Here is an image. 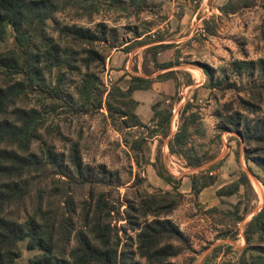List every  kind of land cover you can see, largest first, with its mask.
I'll return each mask as SVG.
<instances>
[{
  "label": "rangeland",
  "instance_id": "1",
  "mask_svg": "<svg viewBox=\"0 0 264 264\" xmlns=\"http://www.w3.org/2000/svg\"><path fill=\"white\" fill-rule=\"evenodd\" d=\"M94 2L91 16L85 8L68 6L57 12L56 18L62 24L76 23L91 29L98 24L106 25L105 39L94 44V49L104 58V65L93 62L88 70L94 73L92 91L80 85V75L71 73L60 85L61 98L44 96L36 89L29 92L30 105L41 110L44 120L40 138L31 149L41 154L40 151L51 147L67 154L76 143L83 164L94 168L96 178L103 175L99 172L101 165L113 177L104 175L105 183L76 184L75 179L49 170L44 178L48 191L52 190V199L62 205L63 191H67L77 213L75 225L79 227L81 208L90 200L93 204L100 195L108 207L114 206L109 220L120 229L126 226L123 218L127 200L138 201V196L146 192H173L178 205L169 218L188 237L190 247L171 260L177 264H243V258L250 259V253H257L247 246L244 230L246 223L264 206V187L255 176L259 169L244 157V143L234 138L235 132L219 130L217 125L224 118L218 116L225 113L224 104H231L235 111L250 117L264 116V104L255 115L240 109L239 98H250L243 87L252 78L231 71L234 60L264 58V0H254L251 6L226 14L218 8L227 0ZM13 36L12 28L7 25L5 38L0 40V52L16 46ZM135 39L143 40L144 44H137ZM127 42L133 46L125 50ZM159 42L168 45L157 52L156 59L159 64L172 63L177 84L168 79L173 82L171 92L159 95L154 102L161 100L162 106L173 105L177 120L174 127L172 122L170 126L175 131L180 123L179 109L190 100L199 114L193 146L199 154L216 155L196 168H186L181 156L168 152V138L158 141L159 137L151 134V120L142 122L144 126H126L132 121L131 114L137 104L132 96L108 94L114 85L125 90L120 81L123 75L113 71L125 65L123 61L120 66L116 62L123 51H131V60L138 58L141 69L143 49ZM62 43L68 44L65 40ZM147 59L148 67L153 69L151 55ZM129 65L130 68V62ZM205 67L210 74L204 73ZM166 70L169 67L156 70L149 77ZM55 75L53 69L50 76H45L47 87L50 82L54 84ZM135 137L142 139L137 150L131 148ZM158 153L179 181L176 190L167 188L151 166ZM241 174H246L248 181L241 182ZM190 175H195L193 180ZM23 216L21 212L20 220ZM119 234L125 237L121 231ZM127 234L134 237L130 228ZM25 244L26 241L20 244L19 264H27V259L37 252L27 250ZM252 245L264 247V234Z\"/></svg>",
  "mask_w": 264,
  "mask_h": 264
},
{
  "label": "trees",
  "instance_id": "2",
  "mask_svg": "<svg viewBox=\"0 0 264 264\" xmlns=\"http://www.w3.org/2000/svg\"><path fill=\"white\" fill-rule=\"evenodd\" d=\"M253 1L227 0L218 9L226 14L249 7ZM93 4L94 0H0V40L5 38L9 25L16 44L0 52V264H19L17 258L23 241L27 250H37L27 259V264H177L171 258L190 247L188 237L169 218L178 205L175 194L170 191L146 192L138 196V201L127 200L123 218L127 227L120 229L109 220L114 206L108 207L106 199L99 195L93 204L90 200L83 205L78 214L80 226L76 227L77 213L71 196L63 191L65 202L62 205L55 202L44 175L50 170L75 179L76 184H86L105 183L104 175L111 178L112 173L101 165L99 172L103 175L96 178L94 168L83 164L76 143L67 154L51 147L40 151L41 154L31 149L40 138L44 120L41 110L30 105L29 92L36 89L44 96L61 98L60 85L71 73L80 75V85L92 91L94 73L88 70L93 62L104 65V58L94 49V44L105 39L106 25L98 24L91 29L76 23L62 24L56 18V13L68 6L85 8L91 16ZM64 40L68 44L64 45ZM134 41L144 44L143 40ZM167 45L159 42L146 46L141 65L145 76L132 75L125 90L112 86L109 96L116 92L131 98L134 90L146 89L153 81L173 79L176 85L173 69L149 77L156 70L171 66L172 63L159 64L156 59L157 52ZM125 46L127 50L133 44ZM148 55L153 69L148 67ZM53 69L56 70L54 84L50 82L47 87L45 76H50ZM231 71L252 78L243 87L250 98H239V101L241 110L255 115L264 104V58L234 60ZM204 73L210 74L208 67ZM162 104L158 100L151 106V134L159 137L158 141L168 138V152L181 156L186 168H196L212 160L216 155L199 154L193 146V132L199 118L194 104L187 100L180 107V123L175 131L170 126L173 105ZM224 111L223 115L218 114L224 118L217 127L237 134L234 138L244 143V157L259 169V174L254 175L264 187V116L250 117L235 111L231 104H224ZM131 117L127 127L144 126L134 113ZM141 142L140 137H135L131 148L140 149ZM151 166L161 180L177 189L179 181L169 172L159 153ZM194 176L190 175L192 180ZM239 180L244 182L248 178L241 174ZM191 187H195L193 181ZM127 228L134 232V237L127 234ZM263 234L264 206L245 225L246 244L257 253H250V259L243 258V264H264V247L252 245Z\"/></svg>",
  "mask_w": 264,
  "mask_h": 264
},
{
  "label": "crops",
  "instance_id": "3",
  "mask_svg": "<svg viewBox=\"0 0 264 264\" xmlns=\"http://www.w3.org/2000/svg\"><path fill=\"white\" fill-rule=\"evenodd\" d=\"M130 42L124 43L128 44ZM124 44L120 45V48L124 46ZM137 51L133 52L136 54ZM132 53L131 51H123V54L119 56L117 59V64L123 61L125 65L120 68L119 70H114L118 74V76H122L120 81L123 82V87L126 89L129 86L130 79L132 75H143L140 69L138 58L135 60H131ZM140 60V59H139ZM129 62L131 67L129 68ZM113 64V63H112ZM135 64V65H134ZM172 67H169L171 69ZM155 74L152 75V77ZM173 87V82L171 80H164V81H153L150 86L146 89H138L134 90L131 94L133 100L137 103L134 108V114L139 118L140 122L146 123L147 121L151 120L152 117V109L151 106L154 100L159 97L161 94H167L171 92ZM184 178V177H183ZM184 180V179H183ZM212 186V185H211ZM166 187H170L169 184H166Z\"/></svg>",
  "mask_w": 264,
  "mask_h": 264
},
{
  "label": "built area",
  "instance_id": "4",
  "mask_svg": "<svg viewBox=\"0 0 264 264\" xmlns=\"http://www.w3.org/2000/svg\"><path fill=\"white\" fill-rule=\"evenodd\" d=\"M173 120H172V127H174V124H175V122H176V120H177V114H176V112H175V110H174V108H173Z\"/></svg>",
  "mask_w": 264,
  "mask_h": 264
}]
</instances>
